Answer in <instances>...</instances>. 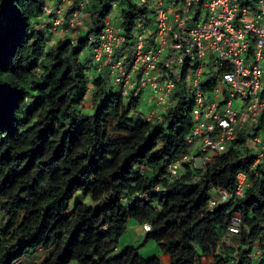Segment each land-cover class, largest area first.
<instances>
[{"label":"trees","instance_id":"trees-1","mask_svg":"<svg viewBox=\"0 0 264 264\" xmlns=\"http://www.w3.org/2000/svg\"><path fill=\"white\" fill-rule=\"evenodd\" d=\"M115 13L125 40L117 72L92 60ZM75 15L81 26L72 29ZM151 15L139 0H57L56 10L48 0H0V264L41 255L37 264H164L131 246L119 250L132 220L152 226L147 241L168 264H264V159L252 143L264 137V114L254 135L240 134L205 168L186 161L171 176L194 128L187 71L162 121L143 118V93L124 96L116 83L131 71ZM57 17L76 37L58 38ZM239 174L247 187L233 197ZM219 192L232 198L209 209ZM234 220L241 231L230 237Z\"/></svg>","mask_w":264,"mask_h":264},{"label":"built area","instance_id":"built-area-1","mask_svg":"<svg viewBox=\"0 0 264 264\" xmlns=\"http://www.w3.org/2000/svg\"><path fill=\"white\" fill-rule=\"evenodd\" d=\"M139 1L153 9L156 18L155 38L140 36L136 43L134 65L142 71L139 89L150 85L160 95L161 104L168 99L175 83L173 80L157 83L155 73L159 63H164L169 76L176 78L187 64L196 66L197 70L188 77L193 90V117L196 121L189 142H198L202 153H225L245 121L248 119L249 124L254 126L264 112V28L261 27L264 19H260L264 17V0ZM70 24L72 29L79 28V16L75 15ZM53 25L54 30H58L63 27V22L57 17ZM102 39L96 61L100 62L102 55H105L108 63L123 39L115 34L114 26L110 24ZM208 62L215 67L225 65L229 68L221 74L216 89L211 92V101L201 91L203 72ZM124 82L125 87H131L129 78ZM237 99L243 103L241 113L233 107ZM216 129H219L217 134ZM262 150L261 156L264 157V144ZM194 160L192 155L183 159L185 162ZM200 161L205 165L209 155ZM173 171L177 176L179 169ZM245 184V176H239L236 197L242 196ZM229 198L231 196L223 194L222 201ZM234 225L238 226L237 223ZM230 231L237 233L235 228Z\"/></svg>","mask_w":264,"mask_h":264},{"label":"clouds","instance_id":"clouds-1","mask_svg":"<svg viewBox=\"0 0 264 264\" xmlns=\"http://www.w3.org/2000/svg\"><path fill=\"white\" fill-rule=\"evenodd\" d=\"M139 5L140 6H142V4H140V1H139ZM145 6H147V5H145ZM245 7H247V6H245ZM147 8L149 9V11L152 13V15H151V19L153 20V23L156 25V21H155V11L153 10V9H151L149 6H147ZM237 8H239V5L237 6ZM260 19H264V17H261ZM119 21H118V18H117V13H115V14H113L112 15V17H111V19H109L108 20V22H107V24H106V27H105V30H106V28H107V26H108V24H110V25H112V26H114V29H115V34L119 37V38H121V39H123V42L120 44V46L119 47H117L115 50H114V53L112 54V56H111V58H110V61L107 63V59H106V56L105 55H102V58H101V60H100V62H97L96 61V54H97V52L98 51H100L101 50V48H102V43H103V39L101 38V45H100V47L93 53V58H92V60L95 62V63H97V64H100L102 67H106V66H111L110 68L112 69V71H115L116 70V72L125 64V61H124V58L123 59H119L117 62H113V59H114V56H115V53L121 48V47H123L124 46V42H125V40H124V37L123 36H121V35H119V31H118V29L115 27V25L118 23ZM241 23H243V21L241 22ZM150 27H151V25L150 26H148V31H149V29H150ZM261 27L262 28H264V24H261ZM62 29H64V28H61V29H58V30H54V32L57 34V35H59V34H63V33H67L68 32V30H62ZM245 30H247V26H246V28H245ZM104 33H105V31H104ZM104 33H103V35H104ZM151 34H154V33H151ZM151 34L150 35H148V32L146 31V32H144L143 34H141V35H139L138 37H137V40H138V38L140 37V36H146L147 38H151ZM148 35V36H147ZM59 37V36H58ZM137 43V42H136ZM152 43H154V41L152 42ZM45 51L47 52V49H45ZM135 52H136V44H135V48H134V53H133V64H132V66H131V71L130 72H128L127 74L126 73H122V74H120V75H118L119 76V78L116 80V83H123V94H124V96H127L128 94H130V93H134V96L135 97H137L138 96V94L140 93V92H142V93H144L145 91H146V89L147 88H151L152 89V87L150 86V85H148L147 87H145V88H142V89H139V79L137 78V76L135 77V78H133L132 76H131V73L133 72V71H135V72H137V71H140V75H142V71H141V69H139V68H135V65H134V60H135ZM164 63H159V69L157 70V72L155 73V76H156V78H157V83H159V84H164L165 82H167V81H169V80H173L174 81V83H175V88H174V90L172 91V93L170 94V96L168 97V99L167 100H165L163 103H161L160 104V95L159 94H157V93H155L154 92V90L152 89V92H154V94L156 95V100H157V108L156 109H159L160 110V112H158V111H156L154 114H152V115H143L141 112H138L140 115H142V117L143 118H145L146 120H148V121H151V120H153V121H162L163 120V116H164V114L166 113V111L169 109V108H171L172 106H174L175 105V101L173 100V99H171V97H172V94H173V92L175 91V89H176V86H177V83L178 82H180L181 80H182V76H183V74H184V71L186 70L187 72H186V74H185V77H184V82L186 83V85H187V88H188V92H189V99L191 100V104H192V118H193V122H194V128H193V130H192V132H191V134H190V136H189V138H188V144L190 145V151H189V154L187 155V156H189V155H192L194 158H195V160L194 161H189V162H191L193 165H194V167H196L197 169H203V168H205V166H206V164L207 163H209L210 161H211V159H212V157H213V155H216L217 153H209V152H207V153H202V152H200L199 151V145H198V142H196V141H194V142H192V143H190L189 141L191 140V138L193 137V131H194V129L196 128V121L194 120V117H193V111H194V105H195V103H194V101H193V94H192V87H191V85H189V83H188V77H190V75L193 73V72H195L196 70H197V67L196 66H192V65H189V64H187L185 67H183V69L181 70V73H180V76H179V78H176V77H174V76H169V74L167 73V71L165 70V68H164ZM207 71L208 70H206L205 69V71L203 72L204 73V75H203V78H202V83H201V91L203 92V93H206V95H207V100L208 99H210V96H211V92L212 91H214L215 89H216V87H217V83L215 84V85H213L212 84V81L211 80H209L210 78H207V76H206V74H207ZM116 72H115V75H117L116 74ZM160 73H162V75L164 74V76L162 77V76H160ZM126 78H129V80H130V85H131V87H129V86H127V87H125V79ZM160 78H162V80L160 81ZM226 79H231V77H226ZM119 80V81H118ZM211 81V85H212V89H207L206 91L203 89V83H205L206 81ZM142 97V96H141ZM238 100V99H237ZM240 100V99H239ZM210 101H211V99H210ZM210 101H208V104L210 103L211 104V102ZM235 102H236V100H235ZM235 102H234V104H233V107H234V109L235 110H238V111H240V113H241V108H242V105H243V103H242V101L240 100V106H239V104L238 105H235ZM223 104V103H222ZM221 104V105H222ZM264 114V112H262L261 113V115H260V117H259V120H258V123L257 124H255L254 126H251L250 124H249V120L247 119L246 121H245V123L243 124V127H242V129L240 130V131H238L237 132V134H236V136H235V138H234V140L236 139V138H238V136L240 135V134H242V133H244L246 136H248V137H250V135H254L255 134V132H254V130L258 127V125L260 124V121H261V118H262V115ZM216 126V125H215ZM225 126H227V125H225ZM219 132V129H216V133L215 134H217ZM203 134V136H204V133H202ZM262 136V137H261ZM233 140V141H234ZM233 141L231 142V143H229V145H228V148H229V146L233 143ZM253 146L254 147H256L258 150H259V157H258V162L259 161H261V160H263L264 159V157H262L261 155L263 154V150H262V146H263V144H264V137H263V134H260L259 136H257L254 140H253ZM161 145H160V143L158 142L157 143V147L159 148ZM228 150V149H227ZM227 152V151H226ZM225 152V153H226ZM225 153H223V154H225ZM223 154H217V155H223ZM206 155H209V161H207L206 163H205V165H203L202 164V162L200 161V160H204V157L206 156ZM184 159V158H183ZM183 159H182V162L181 163H176V164H174V165H172L171 167H170V169H169V172H170V175L171 176H173V177H178V175L180 174V170H181V166H182V164H183V162H185V161H183ZM185 159H187V158H185ZM172 168V169H171ZM173 169H179V173H178V175L177 176H175L176 175V172L175 171H173ZM171 171H173V175H172V173H171ZM239 176H245V174H239L238 175V185H239ZM245 178H246V176H245ZM246 187H247V178H246V184H245V189H246ZM244 189V190H245ZM157 191H160V189L159 188H157L156 189ZM237 191V190H236ZM244 192V191H243ZM223 194H227V195H229L228 193H226V192H219V199L218 200H216V199H213V201H211V202H209V204H208V207H209V209H214L216 206H217V203H220V204H222V202L223 203H225V202H227V201H229L231 198H232V196L231 195H229V196H231V198H229L228 200H226L225 202L224 201H222V197H223ZM243 195V194H242ZM233 197H236V192H235V196H233ZM216 203V204H215ZM235 223H237L238 224V226H235L234 224ZM148 229L149 231H146V229ZM232 228H235L236 230H237V233H232L230 230L232 229ZM143 230H144V232H146V234L147 233H149V232H151L152 231V226L149 224V223H145L144 225H143ZM235 231V230H234ZM240 231H241V222H240V220H234L233 221V224H232V226L230 227V229H229V234H230V237H237V236H239L240 235ZM261 255H262V252L259 250L257 253H256V255H255V253L252 255V257H253V259L254 260H256L257 261V259H259V257H261ZM168 257V256H167Z\"/></svg>","mask_w":264,"mask_h":264},{"label":"rangeland","instance_id":"rangeland-1","mask_svg":"<svg viewBox=\"0 0 264 264\" xmlns=\"http://www.w3.org/2000/svg\"><path fill=\"white\" fill-rule=\"evenodd\" d=\"M56 5H57V0H48V6L51 10H56ZM86 20L87 16L84 14L83 16ZM50 19L47 16L46 21L48 22ZM154 27V24H153ZM148 35L151 33L147 30ZM51 32H48V36L50 35ZM147 35V36H148ZM59 36L58 38L64 39L66 36L69 37H76L74 36V33L72 32H67L63 34L57 35ZM88 51V50H87ZM164 56H166V52L164 53ZM128 68V66H127ZM140 74V71H133L131 73V76L135 78L136 76L138 77ZM240 106V100H236L235 105ZM157 100H156V95L154 92H152L151 88H147L146 91L142 95V100L140 102V106L138 107V110L143 114V115H152L156 111L160 112L159 109H156L157 107ZM87 114H92L94 111L92 108L89 106L87 107V110H85ZM154 120V119H153ZM256 148V147H254ZM213 198H216L218 200L219 197H217L216 193L212 194ZM87 206H93L95 209L99 208V204L93 203L89 199L84 201ZM231 244H236V242L233 240L230 242ZM126 246H131L134 249L138 250V255L143 258V259H151V258H159L160 261L165 262L164 254L161 252L159 249V246L156 242L150 240L147 241V234L143 230V226L139 224L137 221L132 220L128 224V231L124 235V237L120 240V245H119V250L122 249L123 247ZM41 254V253H40ZM44 258V255L37 256L34 261H30L31 264H37L40 263L41 260ZM30 264V263H29ZM72 264H78L77 262H73Z\"/></svg>","mask_w":264,"mask_h":264},{"label":"crops","instance_id":"crops-1","mask_svg":"<svg viewBox=\"0 0 264 264\" xmlns=\"http://www.w3.org/2000/svg\"><path fill=\"white\" fill-rule=\"evenodd\" d=\"M153 24L154 23H152V25L149 29L150 33H154V34H151V39L155 38V36H156V25L154 24V27H153ZM212 62H215V61H212ZM216 66L217 67H215V65L212 64L211 62H208L207 65H205V69L208 70L206 76H207V78L212 79L211 81H212L213 85H215L219 81L221 74H223L226 71V70H223V68H225V65L223 67L218 66V65H216ZM263 68H264V66H263ZM164 258H165V262H162V263L168 264L169 258L167 256H164Z\"/></svg>","mask_w":264,"mask_h":264}]
</instances>
